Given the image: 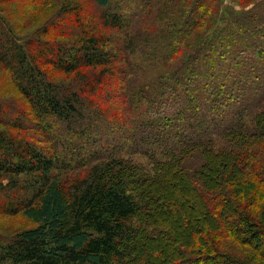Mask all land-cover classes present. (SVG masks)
Listing matches in <instances>:
<instances>
[{"label":"trees","instance_id":"16d2710c","mask_svg":"<svg viewBox=\"0 0 264 264\" xmlns=\"http://www.w3.org/2000/svg\"><path fill=\"white\" fill-rule=\"evenodd\" d=\"M91 1L73 43L0 8V264H264V0Z\"/></svg>","mask_w":264,"mask_h":264},{"label":"rangeland","instance_id":"374dc122","mask_svg":"<svg viewBox=\"0 0 264 264\" xmlns=\"http://www.w3.org/2000/svg\"><path fill=\"white\" fill-rule=\"evenodd\" d=\"M225 4H230V0H225ZM0 8L11 14L10 20L21 29L23 35L42 33L43 28L48 26L52 33L47 36V40L71 43L75 42L77 38V35L74 34V31L78 30L77 12L80 11L85 16H95L100 13L99 8L91 0H0ZM0 100L23 102L14 86L9 82L7 74L1 68ZM1 129H3L2 126H0ZM63 175L61 178L63 185L70 183L73 177L77 176ZM15 182L17 183L8 186V178L0 176V198L7 197L1 203L16 196H30L31 188L37 185L33 179L26 177H21ZM36 226L33 220L23 215L10 217L0 214V241ZM226 244L236 254L242 255L240 253L242 250L250 252L247 250L248 248L244 249L243 246L237 245L233 241H228ZM244 256L249 258L246 254Z\"/></svg>","mask_w":264,"mask_h":264}]
</instances>
